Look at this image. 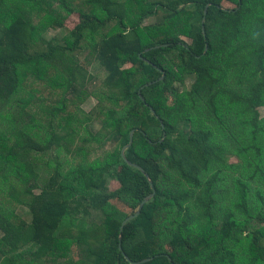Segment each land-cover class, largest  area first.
<instances>
[{"label": "trees", "instance_id": "16d2710c", "mask_svg": "<svg viewBox=\"0 0 264 264\" xmlns=\"http://www.w3.org/2000/svg\"><path fill=\"white\" fill-rule=\"evenodd\" d=\"M262 108L264 0H0V264H264Z\"/></svg>", "mask_w": 264, "mask_h": 264}, {"label": "rangeland", "instance_id": "374dc122", "mask_svg": "<svg viewBox=\"0 0 264 264\" xmlns=\"http://www.w3.org/2000/svg\"><path fill=\"white\" fill-rule=\"evenodd\" d=\"M156 1V0H154ZM222 7L224 9H234L235 6L230 5L228 3H223ZM158 22L157 19L155 18H151L149 20H147L145 22V26H153L156 25ZM79 24V18L77 16H72L71 18H69L67 24H66V30L70 31L75 29V27ZM65 35V31H49V33L47 34V39H62ZM185 43L189 44L190 40L189 39H182ZM89 53L88 50H83L80 52V54H78V58L80 60H83L87 54ZM125 67L128 68L130 67L129 63H125ZM101 70V66L98 65L97 63L94 64L93 66L90 67L89 71L91 74L98 75L100 73ZM194 82V77L192 76H187L185 79H183V83L181 84H177L176 87H178L180 90H187L190 88V86L192 85V83ZM96 85H99V82L93 83L90 85L89 87V91H93L96 88ZM169 96V101L174 103L175 98H174V94H168ZM97 104V101L93 98H90L88 101H86L83 105V109L86 111H90L94 108V106ZM262 114L264 115V109H261ZM99 125L98 124H94L92 129L93 131H98L99 130ZM119 137L117 136H111L107 139L106 142H104V144L101 146L100 152H103L105 150H113L118 144H119ZM235 161V160H233ZM108 188L111 192L115 191L117 188H119V184L115 181H111L108 183ZM39 191H37L38 193ZM114 204H116L119 209L123 212L124 216H126L127 214H131L132 210L128 209L126 206H124L122 203H120L119 201L115 200L113 201ZM18 214L19 216L26 221L27 223L32 221V214L31 212L25 208V207H20L18 209ZM103 221L102 216L97 212V211H93L90 209V212H88V214H83L82 212L77 213L75 215V217L70 220V222L65 223L62 226V230H66L67 232L70 231L71 229H76L78 227L84 226V225H97V224H101V222ZM143 240V239H142ZM142 241L139 239L138 241V245H141ZM81 252V253H80ZM87 253V251H86ZM87 254H82V251L80 249H73L72 253L70 254V257L73 260H78V259H82V257H85Z\"/></svg>", "mask_w": 264, "mask_h": 264}, {"label": "water", "instance_id": "95a60500", "mask_svg": "<svg viewBox=\"0 0 264 264\" xmlns=\"http://www.w3.org/2000/svg\"><path fill=\"white\" fill-rule=\"evenodd\" d=\"M133 135H134V131L133 132H131V135H130V139H131V141H132V139H133ZM124 151V150H123ZM150 184L152 185V182L150 181ZM154 193L153 194H151V195H149L141 204H140V207H139V210L136 212V214H134V215H132V216H130L129 218H127L125 221H124V223H123V225H125L128 221H130L131 219H133L134 217H137V216H139L140 215V213H141V211H142V209H143V207H144V205H145V203L146 202H148V201H150L153 197H154ZM148 261H144L142 264H144V263H147Z\"/></svg>", "mask_w": 264, "mask_h": 264}]
</instances>
